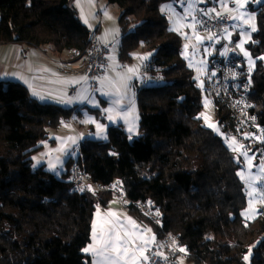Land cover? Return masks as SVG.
I'll return each mask as SVG.
<instances>
[{"label":"trees","instance_id":"obj_1","mask_svg":"<svg viewBox=\"0 0 264 264\" xmlns=\"http://www.w3.org/2000/svg\"><path fill=\"white\" fill-rule=\"evenodd\" d=\"M107 1L121 10L120 60L132 61L143 48L159 67L152 80L160 77L162 84L136 87L139 136L131 140L123 127H110L107 140H84L58 176L45 163L35 166L33 155L73 109L34 98L17 81H0V264L90 263L84 248L97 208L112 198L106 192L98 197L70 192L75 163L95 181L121 179L131 199L163 213L165 228L178 234L190 261L264 264V210L250 220L243 217L249 197L239 175L242 165L200 117L201 89L183 57L182 38L161 9L165 2L183 0ZM250 7L257 22L248 42L252 99L264 122V0ZM11 41L50 45L69 56L65 65L85 57L91 27L71 0H0V43ZM217 117L220 124H232L225 107Z\"/></svg>","mask_w":264,"mask_h":264},{"label":"built area","instance_id":"obj_2","mask_svg":"<svg viewBox=\"0 0 264 264\" xmlns=\"http://www.w3.org/2000/svg\"><path fill=\"white\" fill-rule=\"evenodd\" d=\"M209 8L221 12L223 18H216L215 13L211 19L204 16L201 10ZM196 16L198 21H204L203 24L197 23L199 31L215 33L212 43L217 48V53L210 59L206 94L217 111L222 107L227 109L232 124L227 121L221 124L227 136L238 145L251 149L257 154L258 161L264 164V122L256 111L257 103L252 99L253 69L237 47L239 41L227 36L229 31L236 30L234 20L229 18L234 16V13L223 11L217 0H207L198 3ZM225 28L228 29L227 32H224ZM112 48V43L104 42L97 32L91 29V41L85 57L75 64L62 65L54 75L73 79L87 77L88 92H98L100 79L110 64ZM225 49L227 55H222ZM158 69L156 62L150 58L145 59L142 64V77L135 83L136 87L144 88L150 84L160 86V77L152 80V72ZM77 91L78 86L71 88L72 94ZM60 122H65V119L61 118ZM80 188L84 191H80ZM69 191L97 197L102 192L110 193L111 198L120 201L125 210H138L157 226L159 237L151 243L147 252L148 259H141L137 264H181L180 258L189 256V250L178 234L165 228L164 214L153 209L149 202L131 199L127 194V186L121 179L109 183L95 181L75 163L71 167ZM181 248L185 251H180Z\"/></svg>","mask_w":264,"mask_h":264},{"label":"crops","instance_id":"obj_3","mask_svg":"<svg viewBox=\"0 0 264 264\" xmlns=\"http://www.w3.org/2000/svg\"><path fill=\"white\" fill-rule=\"evenodd\" d=\"M103 1L104 0H93L92 3H89V0H81V4L78 9L83 20L85 21V19H87V24L91 27V29H94L101 38L103 37L102 40L104 42L113 43L115 45L117 37H119V35L116 33V35L113 37L112 29L110 31V23L106 18L105 12L103 11ZM200 1L201 0L180 1V6H183V8L180 9L178 15L180 16L181 20L183 19L185 21H183L182 24L185 30L180 31V33H185V36L188 37L192 34V32H195L196 37L199 36L201 38V41H208V39L203 37L201 33L197 32L198 27L194 19V14L196 11L195 8L197 7V3ZM261 1L262 0H247V3L243 8H238L234 3V0H226L227 7H221L220 4H218L224 11L232 9L231 12L234 13V16L243 13L244 16L247 17L249 15L247 11L251 10L254 17L256 18V12H254V10H252L250 6L258 5ZM71 2L76 5V0H71ZM169 3L177 4L174 1H170ZM187 7L190 8L189 14H187L185 10ZM81 8L83 9V11H81ZM191 15L193 16V23L188 22V17H190ZM237 21L238 22L234 20L235 29H238L236 33L237 38H239V40L240 38H244L247 42H249L252 36V32L245 30L247 26L245 25L243 19ZM107 22L109 23V25L107 24ZM192 24L194 25V27H189V25ZM140 49H142L143 52H137L136 50L134 52V57H138L141 62L133 63L134 57L132 61L126 62V64H128L126 66L127 69L124 71L127 76L126 81H121L119 77L120 70L124 68L120 69L118 65H111V55L107 72L100 79V88L98 92L93 93V95H89L85 91V89L88 91L87 81L81 79L82 77L73 79L54 75V73H56V71L62 65H64L66 61H68L69 56L66 53H58L54 51L53 47H51L50 45L35 46L25 42H4L0 43V81H3L5 84H7L8 81H17L29 87L33 97L42 102H52L61 104L68 108H72L74 111L72 117L65 121L69 122L73 127H75L73 124L74 116L80 114L83 118L86 117L87 113L84 111V109L85 107H89L91 112L98 114V116L102 118L105 123L106 129L108 127L110 128L120 126L123 127L127 133H129L128 128L130 127L129 125H131L132 120L133 125H136L137 120H135V117L131 119L129 116L127 117V122L119 117H117L115 121L108 120L107 116L109 115V113L104 111L105 108L102 106V103L106 102L110 104V102L117 97L104 95L103 93L115 91L114 87L109 86V82H111L117 87H120L122 92L126 93L123 98L124 102L122 101L123 108L117 105L115 106L116 111L122 113L124 111H129L135 106L134 101L137 102V90H133L130 83L135 88V81L140 78L143 73L142 64L144 59H141V57H149L148 51L144 50L143 48ZM113 50L114 47L112 49V54ZM129 68H133L136 71L129 72ZM14 73L16 74L15 76L13 75ZM19 77H23L24 79L22 80ZM25 80L27 81V83L24 82ZM77 80H79L80 82L75 83L74 81ZM101 81L104 82L103 85L101 84ZM127 81L129 85L127 84ZM125 85L126 87H124ZM74 86H78V91L77 93L72 94L71 88H73ZM34 91L39 93V96L34 95ZM81 95L87 96L88 99L81 102V100L78 99V97H80ZM41 96H43L44 99H41ZM69 98L72 99V103L70 104L59 102L60 100H68ZM89 100H93L95 102V105L98 106H95L94 103H90ZM66 122L64 124H61L60 127L64 128ZM137 125H139V122L137 123ZM92 127L93 129H95L94 125H92ZM66 128L69 129V127ZM63 132L65 131L63 130ZM56 134L58 135V141L64 139L63 134H60L58 132ZM252 176L256 177L254 172L252 173ZM253 181L257 184L258 187L261 188L259 194L261 196L262 205L261 207H259V209L252 208L253 216H257L261 209L264 210L262 195L264 183L261 184V181H259L258 179ZM128 218H131V221H134L137 227L134 228L133 225L129 222ZM121 224H123L124 227H121ZM94 225L95 236L97 240L102 235L103 230L112 228H115V230L119 231L121 236H124L125 231L134 233L135 244L129 245L131 249V251L129 252V256H132L133 252H135V256L137 258L135 264H137L139 260L143 259V256L148 257L147 252L151 243L159 237L158 228L154 223H152L148 219H145L136 211L124 210L122 203L113 199H111L107 205L98 206L93 226ZM147 229H151V231H146ZM141 234L143 235V240L139 238ZM153 236L155 237L154 240L151 239ZM145 241H147V243H144ZM95 243L96 240H94L93 238L92 230L91 241L87 246H85L84 249L88 248L90 245H94ZM139 247H143V256H141V253L139 251H136V249ZM85 253L91 256V261L89 264H94L96 257H94L90 251ZM188 258L189 257H181V264H196L190 261Z\"/></svg>","mask_w":264,"mask_h":264},{"label":"rangeland","instance_id":"obj_4","mask_svg":"<svg viewBox=\"0 0 264 264\" xmlns=\"http://www.w3.org/2000/svg\"><path fill=\"white\" fill-rule=\"evenodd\" d=\"M103 2H104L103 11L107 13L105 15H106L107 20L110 23L109 25V23L107 22V24L109 25L110 31L112 29L113 37L116 35V33L119 35V40L116 41L114 45L111 65H118L120 69L124 68L120 70L119 77L121 81L122 80L126 81L127 76L124 71L127 69L126 66L128 64H126L125 62H122L118 56L120 39H121L120 38L121 29H120V24H119V16L121 14V10L117 5L110 4L107 0H104ZM181 8H183V6H180V3L173 4V3H169L168 1L162 4V7H161V9H163L162 12L167 16L168 20L170 21L171 29L180 27L183 24L184 20L183 19L181 20L180 16L178 15ZM185 10L187 14L190 13L189 7H187ZM247 13L253 15L251 10H248ZM194 18H195V22L198 21L196 13L194 14ZM188 22L193 23L192 15L188 17ZM236 22L238 21L236 20ZM252 23H255V25L257 24L256 18L254 19V21H252ZM245 25L247 26L245 28L246 31L253 32L251 31L249 24H245ZM183 30H185V28L180 27V31H183ZM180 31H174V32L180 35V37L182 38L183 57L186 59L188 66L190 64L194 65V66H189V67H191L194 70V76L197 82V86L201 89V92H202L203 110L200 114V117L203 118L204 123L208 127L210 124L214 126L210 128H212L215 132H217L219 135H221L224 138L225 143L227 144V146H229V148H231L235 152L237 160L242 165V168L239 171V173L243 172L244 174L245 179H243V181L246 184L247 193L249 197V206L243 211V217L246 220H250L251 218L255 217L253 216L252 208L259 209V207H261L262 205L261 196L259 194V191L261 188L258 187L257 184L253 180H251L252 173L254 172L257 179L261 181V184L264 183V172H262L260 168L261 163L258 161L257 154L254 153L251 149L238 145L236 142H234L232 139H230L227 136V133L223 130L219 122V119L217 117V110L214 108V105L211 103V101L209 100L206 94L207 75H208V70H209L210 59L217 53V48L212 43L213 39L212 40L208 39V41H204V40L201 41V39L200 40L197 39L195 32H192L191 35L186 37L185 35H182ZM197 32L201 33L202 36L205 38H207L210 35L209 33H206V32L202 33V32H199L198 30ZM232 34H233L232 31L228 32L227 36L229 39H233ZM214 39H215V36H214ZM238 41H239V44L243 45L244 51H246L249 54L248 56H245L244 53L242 52L244 57L248 59L251 69H253L254 60H253L251 51L248 48V42L244 38H240V40L238 39ZM185 45H188L187 58L185 55ZM137 52L142 53L143 50L139 49L137 50ZM250 60L252 63H250ZM133 61H134L133 63L141 62L140 59L136 56L134 57ZM201 82H203V87L200 86ZM127 84H128V81H127ZM130 85L133 90L135 91L137 90L136 86L134 88V86L131 83ZM85 91L89 95H93L92 93L88 92L86 89ZM122 101L124 102V100ZM134 103H135V106L128 111V116L131 119L135 117V120H137V123H138L140 108H139L138 102L134 101ZM102 106L105 109L115 107L111 102L110 104L106 102L102 103ZM84 111L87 113L86 117L83 118L80 114H77L74 116L73 124L75 127H73L69 122L65 121L69 129L66 128V126L64 128L59 127L57 129H50L49 140L41 141L44 147L33 155V157L36 158L34 159L35 166H40L45 163L49 170H51L53 173H55L58 176H62V174L66 171V167H65L66 161L71 157L76 158L79 155L80 147L84 140L88 138H93L96 140H107L109 138V135H108L109 127L107 129L105 127V131L101 133L96 128V124L87 122L90 119H94L97 123L105 125L102 118H100L98 114L91 112L89 107L87 108L85 107ZM65 122H61V124H64ZM137 123L136 125H133V120H132L131 125H129L134 128L133 132H129L131 140H134L137 136H139V125H137ZM92 125L95 126V129H93ZM63 130L65 132H63ZM57 132L60 134H63L64 136L63 140L58 141L57 139L58 135L56 134ZM105 136H106V139L103 138ZM68 137L75 138V143H73L72 140L67 139ZM60 148H63L64 151H55L56 149H60ZM244 153L247 154L246 157ZM57 157H59V160H57ZM249 160L251 161L250 164H249ZM37 161H39V163ZM49 161H51L53 164L56 165L55 170L49 167ZM248 181H250L251 187L249 186ZM263 187H264V184H263ZM253 188H255L256 190L253 191ZM249 193H251V195H249ZM244 213H247V215H244ZM250 256H251V253H249L248 258H250Z\"/></svg>","mask_w":264,"mask_h":264},{"label":"snow or ice","instance_id":"obj_5","mask_svg":"<svg viewBox=\"0 0 264 264\" xmlns=\"http://www.w3.org/2000/svg\"><path fill=\"white\" fill-rule=\"evenodd\" d=\"M92 2H93V0H89V3H92ZM201 2H207V0H201ZM218 3L220 4L221 7H227L226 0H218ZM234 3L237 5L238 8H243V7H245L247 0H234ZM80 4H81V0H76L77 7H79ZM81 11H83L82 8H81ZM201 11L203 12L204 16L209 17L210 19L212 18L213 13H215L216 18H221V19L223 18L222 13L218 12L215 8H209L207 10H201ZM228 11L231 12L232 9H228ZM105 14H107V13H105ZM229 18L232 20L243 19L245 24H249L251 31H256V25H255V23H252V21H254L255 17L251 14H249L247 17H245L244 14L241 13L240 15L231 16ZM84 22L87 23V19H85ZM196 23L203 24L204 21H196ZM180 27H183V25H181ZM180 27H176L172 30L180 31ZM189 27H194V25H189ZM227 31H228V29L225 28L224 32H227ZM181 34L186 35L185 33H181ZM214 36H215V33H212L207 37V39L212 40L214 38ZM101 39H103V37ZM197 39L200 40L201 38L199 36H197ZM237 47L240 48L241 52H243L245 56L249 55L246 51H244L242 44H237ZM187 48H188V45H185L186 58H187ZM221 54L227 55V49H225V51ZM141 59H147V56L141 57ZM262 59H264V58H262ZM250 63H252L251 60H250ZM189 66H194V65L190 64ZM128 71L129 72H135L136 70L133 68H129ZM198 71H199V69H198ZM5 75H7V74H5ZM13 75L15 76L16 74L14 73ZM19 78L22 80L24 79L23 77H19ZM81 79L87 80V77H82ZM105 79H107V78H105ZM197 79H198V77H197ZM24 82L27 83L26 80ZM74 82L79 83L80 81L77 80ZM103 83L104 82L101 81L102 85H103ZM109 86L114 87L115 91L114 92H107V93H103V94L108 95V96L117 97L116 99L112 100L111 103L114 106L118 105L121 108H123L122 100H123L124 96L126 95V93L122 92L120 87H117L115 84H112L111 82H109ZM200 86L203 87V82H201ZM124 87H126V85ZM33 94L39 96V93H37L35 91L33 92ZM40 98L44 99L43 96H41ZM78 99H80L81 102H83L84 100H87L88 97L85 95H81L80 97H78ZM59 102L70 104V103H72V99L69 98L68 100H60ZM89 102L94 103V105H95V102L93 100H89ZM95 106H98V105H95ZM104 111L109 113V115L107 116V119L110 121H115L117 119V117H119V118L125 120V122H127L128 111H124L122 113L117 112L115 107L104 109ZM87 122L96 124V128L101 133H103L105 131L106 126L103 124L97 123L94 119H90ZM65 126L67 127V125H65ZM209 127H214V126L210 124ZM128 131L133 132L134 128L130 126L128 128ZM103 138L106 139V136ZM67 139L72 140V142L75 143V138L68 137ZM55 151H64V149L60 148V149H56ZM244 155H245V157L247 156L246 153H244ZM33 159H36V158L33 157ZM57 160H59V157H57ZM37 162L39 163V161H37ZM250 163H251V161L249 160V164ZM49 167L52 168L53 170H55L56 165L53 164L51 161H49ZM260 168H261V171L264 172V164H261ZM239 175L241 176V179H245L243 172L239 173ZM256 179H257V177H255V176L251 177V180H256ZM248 182H249V186L251 187L250 181H248ZM79 190L84 191L83 188H80ZM89 190H91V186H89ZM255 190L256 189L253 188V191H255ZM249 195H251V193H249ZM262 195H264V189H262ZM244 215H247V213H244ZM128 220L133 225L134 228L137 227L135 225V222L131 221V218H128ZM120 226L124 227L123 224H121ZM146 231H151V229H147ZM93 238H94V240H96V243L94 245H90L88 248L84 249V251L85 252L90 251L93 254V256L96 257L94 264H135L136 259H137L135 256V252H133L132 256H129V252L131 251L129 245L135 244L134 233L129 232V231H125L124 236H121L119 231L115 230V228H112V229L103 230L102 235L97 240L96 236H95V225H94L93 226ZM139 238L141 240H143V235L141 234V236ZM151 239L154 240L155 237L153 236ZM144 243H147V241H145ZM136 251H139L141 253V256H143V247L137 248ZM180 251H185V249L181 248ZM143 259L147 260L148 257L143 256ZM245 259H247V257H245Z\"/></svg>","mask_w":264,"mask_h":264}]
</instances>
